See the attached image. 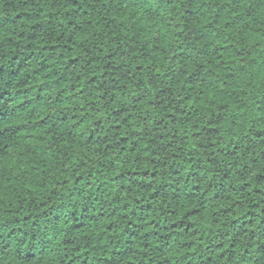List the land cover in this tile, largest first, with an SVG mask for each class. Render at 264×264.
<instances>
[{
  "label": "trees",
  "instance_id": "trees-1",
  "mask_svg": "<svg viewBox=\"0 0 264 264\" xmlns=\"http://www.w3.org/2000/svg\"><path fill=\"white\" fill-rule=\"evenodd\" d=\"M0 264H264V0H0Z\"/></svg>",
  "mask_w": 264,
  "mask_h": 264
}]
</instances>
